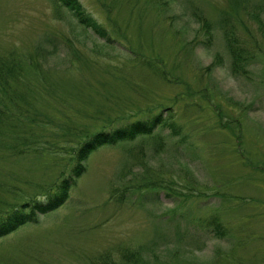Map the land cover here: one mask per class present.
I'll use <instances>...</instances> for the list:
<instances>
[{"label":"rangeland","instance_id":"374dc122","mask_svg":"<svg viewBox=\"0 0 264 264\" xmlns=\"http://www.w3.org/2000/svg\"><path fill=\"white\" fill-rule=\"evenodd\" d=\"M78 1L110 42L52 0H0V212L52 192L90 134L166 125L89 154L0 264H264V0Z\"/></svg>","mask_w":264,"mask_h":264},{"label":"trees","instance_id":"16d2710c","mask_svg":"<svg viewBox=\"0 0 264 264\" xmlns=\"http://www.w3.org/2000/svg\"><path fill=\"white\" fill-rule=\"evenodd\" d=\"M52 1L55 4L63 5L62 7H67L83 27L90 28L96 34L104 39L106 38L107 40H105L107 42L111 41L109 37H106L105 29L85 12L78 0ZM234 41L236 43V39H234ZM10 115L11 111L4 108L3 104H0V139L5 137L3 133L7 135L16 128V124L13 122ZM161 125H166V120L162 118L161 113H156L143 120H137L112 130H100L87 136L76 150V161L71 169V174L67 177L60 178L54 185L52 192L45 193L41 198L37 197L16 202V204L0 212V237L11 233L27 222L36 221L39 215L48 213L62 206L68 198L69 188L75 183L76 178L85 171V161L93 151L106 144H116L119 141L134 139L139 135L150 134L155 128ZM15 135L17 137L21 136L17 133ZM205 223L213 226L214 232L217 235H219V233H224L223 226L216 216L209 217ZM137 256L138 252L128 249L122 251L120 254L124 264L137 263ZM95 264H117V262L110 254L103 253L98 256Z\"/></svg>","mask_w":264,"mask_h":264}]
</instances>
